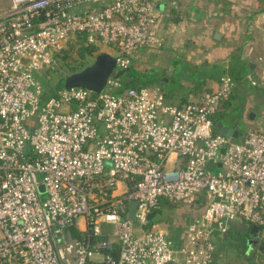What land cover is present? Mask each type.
<instances>
[{
  "label": "built area",
  "instance_id": "1",
  "mask_svg": "<svg viewBox=\"0 0 264 264\" xmlns=\"http://www.w3.org/2000/svg\"><path fill=\"white\" fill-rule=\"evenodd\" d=\"M0 2V264H212L237 223L264 242V133L233 144L213 120L230 77L182 106L113 74L99 93L38 80L78 38L124 70L161 48L157 0ZM163 200L202 208L180 246L154 221Z\"/></svg>",
  "mask_w": 264,
  "mask_h": 264
},
{
  "label": "crops",
  "instance_id": "2",
  "mask_svg": "<svg viewBox=\"0 0 264 264\" xmlns=\"http://www.w3.org/2000/svg\"><path fill=\"white\" fill-rule=\"evenodd\" d=\"M156 4L163 45L159 49L139 50L132 63L135 66L138 59L146 58L148 69L155 72L149 86L158 87L155 84L160 82L167 103L182 106L215 91L222 78L230 77L235 86L224 108L222 121L230 126L243 123L246 108L242 100L244 103L253 96L245 91L253 85L257 87L259 113L263 116L264 0H157ZM7 6L8 3L0 2V9ZM216 33L220 34L219 38L215 37ZM180 67L182 75L177 80L174 74ZM167 72L169 77L161 81ZM249 76L254 84L248 80ZM236 111L239 112L237 120L231 122L230 116ZM250 113L255 115L248 112V120L254 119V115L250 118ZM258 129L264 132V118L260 119ZM198 215L197 211L192 213L189 221ZM251 227L237 223L227 235L217 238L212 264L247 261L257 248L264 256V242L260 235L257 244L250 245L234 234L249 235ZM235 240L244 244L242 252L221 250Z\"/></svg>",
  "mask_w": 264,
  "mask_h": 264
},
{
  "label": "rangeland",
  "instance_id": "3",
  "mask_svg": "<svg viewBox=\"0 0 264 264\" xmlns=\"http://www.w3.org/2000/svg\"><path fill=\"white\" fill-rule=\"evenodd\" d=\"M71 45L72 44L67 45V47L65 49L68 52V58L65 61V63H67L68 66H70V67H78L79 68L81 66V60L79 59V57L77 55V50L75 48H73V46H71ZM187 46H188V44L186 45V42H185L184 43L185 49H187ZM105 51L106 50H104V52ZM138 55L139 54H137L136 56L138 57ZM93 60H94V58L93 59H89L88 63L91 64L93 62ZM145 60H146V58L138 59L137 64H135L136 70H138L141 74H144V75L151 71V69H148L149 67L146 64ZM61 64H62V62L60 63V60L58 59L57 60V64H56L55 67L59 68L61 66ZM181 69L182 68L180 67V68H177L175 70V74L174 75H175V78L177 80L182 75V70ZM168 72H169V70H168ZM168 72L165 75V77L164 76L161 77V81H162V79L169 77V73ZM154 73L155 72H150L149 75H148V78H153L154 77ZM39 76L41 77V79H43L42 85H43L44 89L46 87L51 88L52 86H53V88L54 87L56 88V81H55L56 79H54V77L51 74H47L46 70L40 72ZM252 81H254V80L252 79ZM155 85L158 86L159 88L162 87V84L160 82L155 84ZM57 86H58V83H57ZM245 91L246 92L249 91L247 94L253 95L250 98H248V101L246 99V101H244V103H243V100H242V104L246 108V112L244 114L245 116H244V119H243V123L240 125L241 126L240 129L241 130L243 129L242 132L248 133V132H252V131H255V130H259L258 129V124H259L260 119L264 118V115L260 116L262 114L259 113L258 98H257V87L253 85V86L249 87ZM238 111H236L237 113H233L230 116V121L231 122H234L235 120H237V114L240 112V111L239 112ZM248 112H254L255 113L254 119L248 120V118H247ZM163 210L166 211V209H163ZM194 210L197 211V215L202 212L201 208L198 205H195V206H193L191 208H189L187 206H179V207H174V209L172 211H168V210L166 211V213H165L166 221L163 222V223L161 222V224H162L163 229L166 230V233H167L168 238L170 239V241L175 239L176 230L181 229L182 227H183V230H185L186 225L189 222L190 217L192 216V213L196 212ZM154 221L158 222L159 219L156 217ZM179 221L183 222V226L182 227H177L176 226ZM172 226H173V228H172ZM183 237H184V231H182L181 239L180 240H179V238L177 239L178 240L177 241L178 244H174V245L175 246H180L182 244V240H183L182 238ZM233 242L231 243V245H227L226 247L224 246V248L221 247V250L222 251L229 250L230 252H236V253L242 252V250L244 249L243 247H245L244 244L238 243V241H236V240L233 241ZM228 264H264V256L261 255L259 248H257V249L253 250V253L251 254L249 260H247V261L243 260V261L237 262V263H235L233 261H230V262H228Z\"/></svg>",
  "mask_w": 264,
  "mask_h": 264
},
{
  "label": "water",
  "instance_id": "4",
  "mask_svg": "<svg viewBox=\"0 0 264 264\" xmlns=\"http://www.w3.org/2000/svg\"><path fill=\"white\" fill-rule=\"evenodd\" d=\"M158 8V4H156ZM216 38L220 37L219 33L215 34ZM117 59L109 52H99L96 54L93 62L86 67L78 70L76 72L66 74L58 80V86L61 89H71V88H83L95 93H99L104 88L107 79L113 74L114 77L119 78L124 73V69H117ZM253 113H250V118L253 117ZM215 129L219 133L230 139V142L237 144L239 142V137L241 134L240 126H230L225 124L223 121H217L215 123ZM224 153V149H222ZM39 191H44V186H39ZM137 202L133 201L130 204L128 219L134 220V212L136 209ZM155 216V212L151 213L149 218L152 219ZM260 235V231L257 227L253 226L249 230L250 239L248 244L256 245L257 238Z\"/></svg>",
  "mask_w": 264,
  "mask_h": 264
},
{
  "label": "trees",
  "instance_id": "5",
  "mask_svg": "<svg viewBox=\"0 0 264 264\" xmlns=\"http://www.w3.org/2000/svg\"><path fill=\"white\" fill-rule=\"evenodd\" d=\"M70 44H72L71 46H73V48H75L77 50V55L79 57V59L81 60V66L78 67H70L68 66L67 63H65V61L68 58V52L65 50L63 51L61 54L57 55V59L60 60V63L62 62L61 66L58 67H52L46 70L47 74H51L54 79H56V88L53 86L51 88L46 87L45 88V94L46 96L52 94L55 90H57L58 88H60L59 86H57L58 80L66 75V74H70L73 72H76L78 70H81L82 68L86 67L87 65H89L88 60L89 59H93L95 58L96 54L99 53V48L96 45L93 44H86V42L84 40H81L80 38L72 41ZM65 69V70H64ZM149 73L147 74H141L138 70H136L134 64H131L128 68L125 69V73L119 77V79L122 82V86L124 88L126 87H145V86H149L152 83V79L148 78ZM38 80L43 83V79H41L40 76H38ZM230 98V96L222 102L221 104V108L220 110L213 116V120L215 122L217 121H222L225 115V111L224 108L227 105L228 99ZM181 205H176L168 200H163L161 202V207L156 211V216L159 219L160 222H165L166 218H165V213L166 211H172L174 209V207H179ZM163 209H166L163 210ZM177 227H182L183 226V222L179 221L178 224L176 225ZM173 228V226H172ZM182 231L183 227L181 229L176 230L175 233V239L172 240L171 242L173 244H178L177 243V239L179 238V240L182 237ZM229 233V232H228ZM234 233V232H233ZM236 236H238L241 241L244 244H247V238H249L248 234H243V233H234ZM73 237H79V234L77 232H73ZM117 257V255H115Z\"/></svg>",
  "mask_w": 264,
  "mask_h": 264
}]
</instances>
